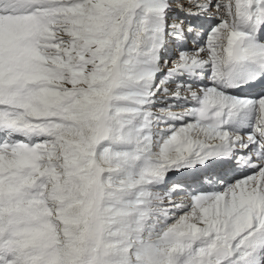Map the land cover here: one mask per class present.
<instances>
[{
  "label": "snow or ice",
  "instance_id": "6c2138e0",
  "mask_svg": "<svg viewBox=\"0 0 264 264\" xmlns=\"http://www.w3.org/2000/svg\"><path fill=\"white\" fill-rule=\"evenodd\" d=\"M0 264H264V0H0Z\"/></svg>",
  "mask_w": 264,
  "mask_h": 264
},
{
  "label": "bare ground",
  "instance_id": "6f19581e",
  "mask_svg": "<svg viewBox=\"0 0 264 264\" xmlns=\"http://www.w3.org/2000/svg\"><path fill=\"white\" fill-rule=\"evenodd\" d=\"M173 179H180V177H173Z\"/></svg>",
  "mask_w": 264,
  "mask_h": 264
}]
</instances>
